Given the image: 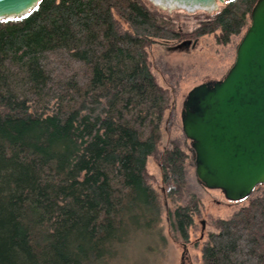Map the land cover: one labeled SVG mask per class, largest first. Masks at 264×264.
Here are the masks:
<instances>
[{"label":"trees","instance_id":"trees-1","mask_svg":"<svg viewBox=\"0 0 264 264\" xmlns=\"http://www.w3.org/2000/svg\"><path fill=\"white\" fill-rule=\"evenodd\" d=\"M257 2H225L192 35L228 43ZM181 38L142 0H42L0 20V264H130L140 238L165 244L147 164L170 96L149 49ZM186 160L174 146L160 168L168 196L183 200L171 230L187 241L199 204ZM243 201L216 222L202 264H264V185Z\"/></svg>","mask_w":264,"mask_h":264},{"label":"water","instance_id":"water-1","mask_svg":"<svg viewBox=\"0 0 264 264\" xmlns=\"http://www.w3.org/2000/svg\"><path fill=\"white\" fill-rule=\"evenodd\" d=\"M41 1L0 0V20L23 18ZM169 1L168 9L191 13L212 12L229 0ZM181 122L203 187L240 202L264 185V0L251 12L232 68L223 79L204 82L188 93Z\"/></svg>","mask_w":264,"mask_h":264},{"label":"rangeland","instance_id":"rangeland-1","mask_svg":"<svg viewBox=\"0 0 264 264\" xmlns=\"http://www.w3.org/2000/svg\"><path fill=\"white\" fill-rule=\"evenodd\" d=\"M142 1L151 11L172 18L174 27L182 34V38L160 42L149 49L153 74L170 96L169 108L162 123L159 152L150 157L147 164L149 184L158 193L163 207L161 228L166 242L161 244L153 237L145 236L130 247L128 257L132 260L130 264H202V250L208 236L217 232L216 222L232 217L248 202H229L221 191L208 190L198 182L195 153L190 140L183 133L181 112L188 93L194 87L226 76L235 63L237 48L250 27L251 19L248 18L247 26L239 35L223 44L218 39V32L199 38L192 35L205 17L219 12L223 4H218L217 10L212 12L199 10L190 13L182 9H163L150 0ZM174 146H179L187 155L186 191L189 195H194L199 204L193 216V226L188 230L187 241L171 230L168 212L183 205V200L168 196V186L163 182L160 168L161 157Z\"/></svg>","mask_w":264,"mask_h":264},{"label":"bare ground","instance_id":"bare-ground-1","mask_svg":"<svg viewBox=\"0 0 264 264\" xmlns=\"http://www.w3.org/2000/svg\"><path fill=\"white\" fill-rule=\"evenodd\" d=\"M150 1H152L155 5L163 9H168L167 6H170V4L172 3L169 0H150ZM215 9H217V7Z\"/></svg>","mask_w":264,"mask_h":264},{"label":"flooded vegetation","instance_id":"flooded-vegetation-1","mask_svg":"<svg viewBox=\"0 0 264 264\" xmlns=\"http://www.w3.org/2000/svg\"><path fill=\"white\" fill-rule=\"evenodd\" d=\"M183 264V263H182Z\"/></svg>","mask_w":264,"mask_h":264}]
</instances>
